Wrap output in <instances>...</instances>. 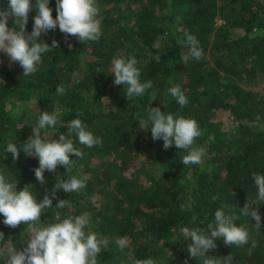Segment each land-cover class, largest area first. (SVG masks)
Segmentation results:
<instances>
[{"label":"trees","instance_id":"1","mask_svg":"<svg viewBox=\"0 0 264 264\" xmlns=\"http://www.w3.org/2000/svg\"><path fill=\"white\" fill-rule=\"evenodd\" d=\"M35 0H33L34 4ZM99 7L101 36L98 41L81 43L69 37L67 47L58 27L41 35V41L58 47L42 54L37 71L22 75L18 62L0 52V172L16 191L28 186L39 202L51 191L55 176L85 180L86 187L76 193L57 192L58 199L71 201V208L53 207L41 214V223L87 213L86 232L98 233L109 241L98 257V264H129L130 258H153L157 264H204L203 258H190L184 227L205 228L214 224V213L239 215L246 202L256 199L252 174L264 175V95L256 87L264 84V0H96ZM8 0H0V11ZM55 19V0H49ZM30 12L26 32L33 27ZM179 18V19H178ZM219 19V22L217 21ZM7 27L19 31L13 19ZM258 30V31H257ZM186 34L196 37L203 56H190L181 45ZM189 56L184 64L181 56ZM134 56L140 69V81H152L143 96L129 101L125 87L114 85L111 61L114 57ZM161 59L157 63L155 57ZM171 79V83L169 80ZM65 86L63 95L56 87ZM179 85L188 99L181 107L167 88ZM152 93L157 99L151 101ZM33 103V110L28 107ZM175 117L195 119L201 135L194 147L205 155L200 164L185 166L180 160L187 154L174 145L164 150L163 141H153L151 131L139 130V121L149 108ZM227 110L232 116L231 131L221 128L219 118ZM41 111L55 113L57 133H67V122L80 119L87 130L101 140L89 148L73 134L74 147L83 151L70 173L57 166V173L44 172L45 183L38 184L32 169L38 167L35 156L22 151L13 160L5 152L7 142L19 148L32 136ZM51 130H42L47 139ZM94 201V202H93ZM192 204V211H181L182 204ZM261 216V228L251 217L235 221L249 231V244L227 246L215 239L216 247L205 258L233 256L231 264H264V203L253 205ZM196 216L195 221L192 220ZM4 239L22 247L30 239L29 225L16 228L3 224ZM127 238L120 249L117 238ZM173 237L176 242L173 243ZM255 240L257 246L249 255ZM3 264V260H0Z\"/></svg>","mask_w":264,"mask_h":264},{"label":"clouds","instance_id":"2","mask_svg":"<svg viewBox=\"0 0 264 264\" xmlns=\"http://www.w3.org/2000/svg\"><path fill=\"white\" fill-rule=\"evenodd\" d=\"M34 10L33 27L30 33L26 32L29 14ZM55 19L49 0H8V7L0 11V52L7 55L10 61L18 62L22 68V75L29 76L37 71V65L41 62L42 54L52 51L58 47V42L53 39L51 45L41 41V35L50 30L59 31L64 34V41L69 50L72 44L68 42L69 37H74L81 43L87 41H98L101 36L102 17L99 15V7L96 0H55ZM13 19L18 25L19 31L7 27L9 19ZM179 19V18H178ZM258 31V30H257ZM181 45H187L189 54L194 59H201L203 50L194 35L186 34L184 40H178ZM158 63L160 56L155 57ZM189 56H181L184 64ZM138 61L132 56L127 59L114 57L111 61V73L114 74V85L125 87V98L129 101L144 95L146 90L152 88V81H140V69ZM171 83V79L169 80ZM57 95L65 93V86L59 85L55 89ZM167 93L175 98L178 105L185 107L188 99L179 85L167 88ZM157 99L152 93L151 101ZM134 120L139 121V130L150 129L153 141L162 140L163 148L167 150L171 146L187 152L180 162L185 165L200 164L205 155L202 148L194 147V142L201 135V130L195 119L175 117L170 113L161 112L160 107L149 108L146 118ZM58 118L55 113L41 111L35 127H32L30 136L19 148L16 143L7 142L5 152L10 153L13 160L18 159L22 151L27 156H35L38 159V167L32 169L38 184L45 183V170L57 173V166H63L66 173H70L75 165L76 158H83V151L74 147L70 139L75 134L78 142L86 147L99 145L101 140L87 130L80 119H72L67 122V133L60 132L58 139H51L57 133ZM51 130L47 139L42 138V130ZM252 180L257 190L256 199L252 203L246 202L239 209V215H226L223 210L214 213V224L209 223L205 228L184 227L183 235L190 239L187 252L190 258H203L204 264H231L233 256L230 254L222 259L205 258V253L216 247L215 239H222L227 246L243 247L249 244L250 235L246 227L237 226L235 221L241 216L251 217L255 221L257 231L261 228V216L253 205L264 203V175L252 174ZM86 187L85 180L76 176L61 179L55 176V184L51 191L44 195L39 202L34 198L25 186L16 191L15 183L9 182L3 172H0V215L4 217L3 224L9 228H16L22 222L29 225L30 239L24 242L22 247H15L11 243L0 246V260L3 264H98V257L102 251L108 248L109 241L100 237L98 233L85 229L89 227L90 217L87 213L80 215H68L61 218L60 211L54 214L55 222L41 223V214L45 209L53 207L52 200L57 199L56 209L71 208V201L58 199L57 192L76 193ZM94 202V201H93ZM181 211H192V204H182ZM193 215L192 220L195 221ZM4 239V233L0 232V241ZM176 238L173 237V243ZM116 244L124 249L127 238H117ZM257 246L252 240L248 248L249 255ZM129 264H157L153 258L136 259L130 258ZM187 264V261H185Z\"/></svg>","mask_w":264,"mask_h":264},{"label":"rangeland","instance_id":"3","mask_svg":"<svg viewBox=\"0 0 264 264\" xmlns=\"http://www.w3.org/2000/svg\"><path fill=\"white\" fill-rule=\"evenodd\" d=\"M219 22V19L217 20ZM256 89L264 95V84L257 86ZM33 103H29L28 107H30L33 110ZM232 116L229 114L227 110L222 111L219 118L221 120V128L225 131H231V126L233 124Z\"/></svg>","mask_w":264,"mask_h":264}]
</instances>
